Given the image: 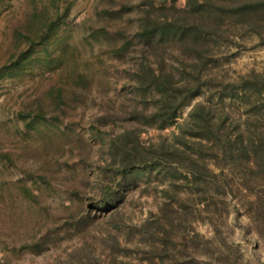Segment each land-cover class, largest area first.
Listing matches in <instances>:
<instances>
[{
    "label": "rangeland",
    "instance_id": "1",
    "mask_svg": "<svg viewBox=\"0 0 264 264\" xmlns=\"http://www.w3.org/2000/svg\"><path fill=\"white\" fill-rule=\"evenodd\" d=\"M148 4L0 0V71L30 51L17 71L0 77V264H264V227L257 233L229 200L228 214L225 204L216 206L219 230L206 222L204 211L194 210L196 200L187 199L185 208L173 202L171 217L181 227L162 244L160 231L169 226L161 189L168 180L155 171L127 185L121 180L115 203L96 209L108 197L110 140L138 127L147 144L176 128H160L153 114L156 92L141 101L133 88L130 72L141 46L118 53ZM52 20L54 30H44ZM33 36L35 44L28 40ZM242 38L212 50L218 70L232 77L264 71V44L252 47L258 38L249 32ZM165 59L175 62L171 55ZM213 89L202 87L180 109L177 122ZM55 90L62 93L60 103ZM209 102L220 110L216 94ZM107 115L116 119L107 121ZM156 217L163 220L159 226Z\"/></svg>",
    "mask_w": 264,
    "mask_h": 264
},
{
    "label": "trees",
    "instance_id": "2",
    "mask_svg": "<svg viewBox=\"0 0 264 264\" xmlns=\"http://www.w3.org/2000/svg\"><path fill=\"white\" fill-rule=\"evenodd\" d=\"M151 1L134 34L118 53L129 45L141 46L140 59L130 72L133 88L141 101L156 92L158 110L153 114L160 119V128H176L169 136H159L147 144L141 140L138 127L125 129L110 140L108 153L113 170L104 177L108 197L96 209L115 203L112 197L119 194L116 186L121 180L127 185L142 172L155 171L168 180V186L161 189L165 198L162 215L169 226L160 231L158 239L162 244L172 241L174 232L178 235L181 223L173 222L171 211L185 208L187 199L196 200L194 210L204 211L206 222L214 230L223 225L216 206L225 204L228 214L229 200L231 208L237 214L242 212L261 234L264 71L252 70L232 77L218 70L212 50L220 43L228 45L232 37L243 39L248 32L258 38L252 47L264 44V0H185L182 5L176 0H159L156 7ZM55 27L52 20L44 30L53 31ZM35 39L36 36L28 38L32 44ZM29 53L24 51L10 65H4L0 77L17 71ZM165 55L173 56L176 64L168 63ZM204 86L214 88L210 97L194 103L187 119L178 123L180 109L200 96ZM55 93L60 103L62 93ZM214 94L220 102L218 111L209 102ZM106 119L112 122L116 117L107 115ZM93 136L100 139L102 134L93 132ZM105 172L102 167L100 173ZM173 202L179 206L173 207ZM156 221L158 226L163 222L159 217Z\"/></svg>",
    "mask_w": 264,
    "mask_h": 264
}]
</instances>
